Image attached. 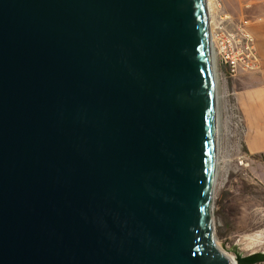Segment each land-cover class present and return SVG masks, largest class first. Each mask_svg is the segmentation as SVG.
Segmentation results:
<instances>
[{"label":"water","instance_id":"water-1","mask_svg":"<svg viewBox=\"0 0 264 264\" xmlns=\"http://www.w3.org/2000/svg\"><path fill=\"white\" fill-rule=\"evenodd\" d=\"M211 47L206 0H0V264H230Z\"/></svg>","mask_w":264,"mask_h":264},{"label":"rangeland","instance_id":"rangeland-1","mask_svg":"<svg viewBox=\"0 0 264 264\" xmlns=\"http://www.w3.org/2000/svg\"><path fill=\"white\" fill-rule=\"evenodd\" d=\"M208 1L212 21L220 12L233 22L248 20L247 29L253 36L255 45H259L264 54V25L257 20V12H264V1ZM215 64L219 131L217 171L212 191L213 233L215 241L227 254L232 255L237 251L246 256L264 252V233L258 240L254 236L264 228V185L254 169L258 156L250 154L244 145L247 127L236 95L242 90H251L263 81L257 70L243 72L235 78L223 79L217 56ZM234 102L238 106L239 122L233 119L230 122L229 119L232 112H229L228 107ZM253 264H264V260Z\"/></svg>","mask_w":264,"mask_h":264},{"label":"built area","instance_id":"built-area-1","mask_svg":"<svg viewBox=\"0 0 264 264\" xmlns=\"http://www.w3.org/2000/svg\"><path fill=\"white\" fill-rule=\"evenodd\" d=\"M211 22L210 40L217 56L221 78H235L243 72L260 67L254 38L247 29L248 20L233 22L220 12ZM228 110L232 112L230 122L232 119L239 122L240 116L235 102Z\"/></svg>","mask_w":264,"mask_h":264},{"label":"crops","instance_id":"crops-1","mask_svg":"<svg viewBox=\"0 0 264 264\" xmlns=\"http://www.w3.org/2000/svg\"><path fill=\"white\" fill-rule=\"evenodd\" d=\"M257 17V20L264 25V12H257ZM256 47L260 61L257 71L263 82L251 90L240 91L236 95V100L241 107L247 127L244 145L250 154L258 156L254 169L264 185V54L259 45Z\"/></svg>","mask_w":264,"mask_h":264},{"label":"bare ground","instance_id":"bare-ground-1","mask_svg":"<svg viewBox=\"0 0 264 264\" xmlns=\"http://www.w3.org/2000/svg\"><path fill=\"white\" fill-rule=\"evenodd\" d=\"M207 1V5H208V10H209V23L211 25V7H210V4H209V1ZM211 59H212V66H213V71H214V74L216 76V81H217V75H216V53L215 51L213 50V48L211 47ZM217 95H218V91H217ZM217 103H218V97H217ZM262 231H260L259 233H257L256 235L254 233V236H255V239H259V236H261L263 233H264V228L261 229ZM214 232V231H213ZM256 233V232H255ZM213 236H214V233H213ZM253 237V236H252ZM214 239V244L216 246V248L226 257V259L228 260V262L230 264H239L238 261H237V256L235 254H227V252L221 247V245L219 243H217L215 241V236L213 237ZM251 240V238H250ZM254 240V239H253Z\"/></svg>","mask_w":264,"mask_h":264}]
</instances>
